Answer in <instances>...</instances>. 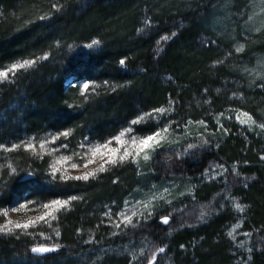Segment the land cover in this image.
<instances>
[{
	"label": "trees",
	"instance_id": "16d2710c",
	"mask_svg": "<svg viewBox=\"0 0 264 264\" xmlns=\"http://www.w3.org/2000/svg\"><path fill=\"white\" fill-rule=\"evenodd\" d=\"M202 1L201 8L191 10L179 0H0V72L7 65L33 62L2 78L0 142L18 134L67 127L78 135L102 136L135 113L158 108L183 119L196 118L207 109L205 98L211 100L210 110L217 114L226 111L229 94H243L251 111L261 108L264 88H248V77H254L246 73L239 57L232 53L222 58V49L230 52L236 29L228 37L214 29L213 4L203 10L211 0ZM145 13H151L152 21L138 27ZM22 19L26 20L24 25ZM200 32L214 33L220 48L210 42L199 46ZM159 35L165 37L157 43ZM94 40L98 43L93 44ZM83 42H89L94 50L83 53L79 46ZM255 43L247 42L248 50ZM224 59L225 64L211 66L213 60ZM70 76L75 87L65 83ZM76 83L92 85L93 95L81 106L69 107L67 99L76 90ZM197 100L199 111L194 110ZM150 127L148 123L144 126L148 131ZM204 131L203 138L193 141L194 148L157 149L150 161L151 170L166 180L191 182L222 164V181L196 184L193 199L156 208L136 227L117 236L108 235L100 245L89 244L87 239L92 236L97 241L102 233L93 210L100 211L101 203L109 202L112 196L119 200L128 187L147 182L149 176L136 178L127 171L116 180L106 177L96 185L71 184L58 190L50 182L44 184L40 172L45 169L34 160L20 159L13 174H2L0 209L46 190L62 193L73 189L83 200L61 217L57 240L32 241L0 233V264H127L126 257L97 251L122 247L124 235L149 245L132 264H149L150 260L152 264H264V167L255 159V142L251 139L247 144L234 132ZM245 158L251 159L253 166L231 165L230 160L243 163ZM226 197L244 206L240 218L248 241L242 251L232 250L224 238L225 225L239 216L237 211L220 206ZM164 216L169 218L167 224L161 220ZM41 246L54 250L31 251ZM91 248L96 253L85 256ZM159 248L165 251L161 253ZM79 257L86 262L78 261Z\"/></svg>",
	"mask_w": 264,
	"mask_h": 264
},
{
	"label": "rangeland",
	"instance_id": "374dc122",
	"mask_svg": "<svg viewBox=\"0 0 264 264\" xmlns=\"http://www.w3.org/2000/svg\"><path fill=\"white\" fill-rule=\"evenodd\" d=\"M179 2L187 3L186 9L191 10L201 8L204 4L202 0H179ZM180 3L178 4L180 5ZM211 5L212 9H214L211 15V26L214 29L227 37L230 34H234L236 29L237 36L234 35L230 39V52L222 49V55L224 56L222 58H229L232 53L233 56L239 57L237 59L239 63L243 64V69L246 73H250V78L254 77L252 79L248 77L246 83L249 86L248 88L251 91L264 88V0H211L207 2L203 10H206ZM178 8L180 7L178 6ZM145 14L139 19L138 27L143 23L152 21L151 13L148 16L147 13ZM153 14L155 15V13ZM21 22L24 25L26 20L22 19ZM21 22L18 21V24ZM240 29L242 30L240 31ZM173 31L175 30L173 29L169 33L171 34ZM219 33L217 35L221 36ZM163 37L165 35L157 36L155 38L157 43ZM216 37L214 33L210 35L200 32L197 43L200 46L205 42H210L216 48H220ZM249 41L256 42L250 50H248L247 45ZM79 46L83 53L94 50L89 42H83ZM44 53L46 54L47 52ZM226 62L227 59L223 61L213 60L211 66L215 68ZM13 65L17 67L14 68ZM18 68L19 64L7 65L0 72L4 73V75H0V85L3 83L1 82L2 78L7 73H13ZM72 80L73 78L70 76L65 82L68 87H75V83H72ZM76 84V90L67 99L69 107H79L83 103L88 102L90 96L93 95V91H91L92 85L88 84L87 89H85L83 85L86 83ZM210 101L205 98L204 104L208 103L207 109H205L203 115L196 112V118L183 119L177 117V114H172L171 111L164 110L162 113L155 112V109L140 111L123 124L118 125L113 131L102 136L78 135L75 129L68 127L62 130L46 129L30 134H13L15 135L13 138L4 139L5 141L0 142V180L4 178L3 172L9 175L13 174L17 167V162L25 158L29 161L34 160L39 167L45 169V171L40 172V174H43L41 179H44V184L50 182V186L58 190L68 189L71 184L80 186L96 185L106 177L116 180L119 178L118 174H124L127 171H131L136 178L147 174L149 176L147 182L136 183L128 187V191L122 194L119 200L116 196H112L109 198V202L101 203L100 211L98 208L93 210H96L93 215L98 216L97 227L102 233H100L101 235L97 241L93 240L92 236L87 239L89 244L100 245V242L102 241L103 243L108 235L117 236L134 228L124 223L126 216H131L132 224L137 226L149 218L156 211V208H163L187 197L189 200L193 199L192 193L196 184L202 182L203 184L211 185L219 183L223 179L225 167L222 164L217 165L214 170L207 171L195 180H191V182L161 178L150 167V161L157 149L169 147L190 149L188 146L194 144L193 141H195L196 137H204L200 136L204 130L205 133L210 132L212 134L222 130L225 135L234 132L240 138H244L247 144H249V140H254L256 147L252 149H254L256 154L255 159H257L258 163L260 162V166L264 167V159H262L264 157V128L261 127V125H264V105L251 111L243 94H229L227 101L224 103L226 111L215 114L210 110ZM199 107L200 103L197 100L194 103V110L199 111ZM135 120H139V122L133 124L132 122ZM147 123L151 124V131L144 128ZM165 126L168 129L166 132L163 131ZM157 131L160 132V137H162V139L160 137L157 138L160 140L159 146L139 150V140ZM65 132H67V136L63 135ZM122 132L123 136H121L120 142L112 139L115 136H119ZM106 143L107 147L104 146ZM194 147L195 145L192 148ZM126 148L130 155L123 162H120L118 158L124 155ZM110 149H115L116 151L110 152ZM138 151L139 154H137ZM145 155L148 156L147 160L144 159ZM110 156L117 159V164L107 163ZM230 161L233 162L231 165L234 168H239V164L244 168L253 166L251 159L248 158L243 159L241 161L243 163H239L237 160ZM101 164L105 166V171L103 172L97 171ZM92 172H96L95 177L90 176L87 181L71 179V177L82 176L85 173ZM70 197H76V199L69 200ZM53 200L69 201V203L64 207L54 206L57 209L56 211H53L52 208L45 209L43 207L44 204H50ZM82 200V195L78 192L76 193V190L73 189L62 191V193L61 191L57 192V190H46L44 193L25 198L16 204L5 206L0 209V233L5 236H14L20 239L26 238V240L32 241L57 240L60 235L58 228L61 217L70 211H74L75 204L82 202ZM237 204L241 205L242 210L236 208ZM242 204L231 197L224 198L220 204L222 208H230L239 213L238 220L228 223L223 229L224 238L231 244L232 250L239 249V251L245 248L247 243L245 240L248 238L247 234L242 231L240 218L244 210ZM21 205H24V207H21ZM133 212L136 213L135 216L132 215ZM46 213L50 214L46 215ZM148 213H151V215ZM41 216L45 218L43 220L37 219ZM30 221L28 228L16 227L17 223L23 225ZM121 243H123L122 247L111 248L107 246L97 251H107L109 255L115 258L126 257L128 258L127 264H132L145 254L149 246L146 241L131 239L125 235ZM95 253L96 250L91 248L86 252L85 256L89 257ZM240 253H237V255ZM239 258L241 259V256ZM79 260L81 263L86 262V258H80ZM237 263L242 264L240 261Z\"/></svg>",
	"mask_w": 264,
	"mask_h": 264
},
{
	"label": "snow or ice",
	"instance_id": "6c2138e0",
	"mask_svg": "<svg viewBox=\"0 0 264 264\" xmlns=\"http://www.w3.org/2000/svg\"><path fill=\"white\" fill-rule=\"evenodd\" d=\"M53 7H55V5H53ZM45 18H46V17H40V19H45ZM92 43H93V44H96V43H98V41H95V40H94ZM31 63H33V62H32V61H25L24 64L19 65V67H25V66H27V65H30ZM120 63H121V65H123V64L125 63V61H124V60H121ZM13 67L15 68V67H17V66H16V65H13ZM0 75H4V73H0ZM83 87H84L85 89H87L88 84H84ZM154 111H155V112H161V113H162V112H163V109H155ZM138 122H139V120H135V121H133L132 123L135 124V123H138ZM261 127L264 128V125H261ZM129 130H130V129H129ZM167 130H168V129H167V126H165V128L163 129V131L166 132ZM63 135L67 136V132L63 133ZM121 136H123V132L120 133L119 136H115V137H113L112 139L116 140L117 142H120V140H121ZM158 137H160V132H159V131L154 132V133H152L151 135H148V136H146V137L140 139V140H139V150H145V149H148V148H152V147H154V146H159L160 140L157 139ZM160 138L162 139V137H160ZM86 139H87V138H86ZM205 143H207V141H205ZM134 144H135V142H134ZM104 146L107 147V143H106ZM98 147H99V146H98ZM188 147H189V148H192L193 145H189ZM97 150H98V149H97ZM109 151H110V152H115L116 150H115V149H110ZM137 154H139V151H138ZM129 155H130V153H129L128 149L126 148V149L124 150V155H123V156H120L118 159H119L120 162H123V161H124ZM144 159L147 160V159H148V156L145 155V156H144ZM262 159H264V157H262ZM117 162H118L117 159H116V158H112L111 156L109 157V159H108V161H107V163L112 164V165L117 164ZM73 167H75V165H73ZM97 171H99V172H103V171H105V166H104L103 164H101V166L99 167V169H98ZM95 175H96V172L85 173V174L82 175V176L71 177V179L85 180V181H87V180L89 179L90 176L95 177ZM114 182H115V181H114ZM74 199H76V197H70V198H69V200H74ZM68 203H69V201L53 200V201H51L50 204H44L43 207H44L45 209L52 208L53 211H56L57 209H56L54 206L59 205L60 207H64V206H66ZM21 207H24V205H21ZM146 207H147V205H146ZM236 208L242 210L241 205H239V204L236 205ZM14 210H15V209H14ZM48 214H50V213H46V215H48ZM148 214L151 215V213H148ZM132 215L135 216L136 213L133 212ZM44 218H45L44 216H41V217H38L37 219H39V220H43ZM161 220H162V222H163L164 224H167V223L169 222V218H168L167 216L162 217ZM9 223H11V222H9ZM30 223H31V221H30L29 223H25V224H23V225L17 223V224H16V227H17V228H21V227H23V228H28L29 225H30ZM124 223L127 224V225H130L131 227H136V225H133V224H132V217H131V216H126V217L124 218ZM117 227H119V225H117ZM57 234H58V233H57ZM229 235H231V233H229ZM181 247H183V245H181ZM53 250H54V249H52V248L43 247V246H41V247H33V248L31 249V251L34 252V253H47V252H50V251H53ZM158 251L161 252V253H163V252L165 251V249H164V248H159ZM153 259H154V258H153ZM149 264H152V261H151V260L149 261Z\"/></svg>",
	"mask_w": 264,
	"mask_h": 264
}]
</instances>
